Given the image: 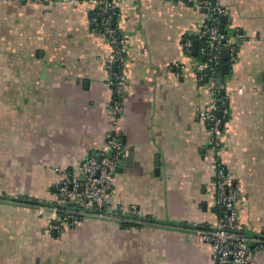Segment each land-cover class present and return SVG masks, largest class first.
<instances>
[{
  "label": "crops",
  "instance_id": "1",
  "mask_svg": "<svg viewBox=\"0 0 264 264\" xmlns=\"http://www.w3.org/2000/svg\"><path fill=\"white\" fill-rule=\"evenodd\" d=\"M220 1L238 47L224 71L220 155L243 192L253 242L264 236V0ZM194 4L117 0L129 80L119 131L128 152L114 201L136 204L147 223L87 216L55 233L40 205L64 176L56 167L72 168L106 142L113 85L100 59L111 45L93 29L87 1L0 0V264H212L210 245L185 222L218 216L217 153L198 116L209 87L184 48L205 18ZM191 55L200 58L194 44Z\"/></svg>",
  "mask_w": 264,
  "mask_h": 264
},
{
  "label": "built area",
  "instance_id": "2",
  "mask_svg": "<svg viewBox=\"0 0 264 264\" xmlns=\"http://www.w3.org/2000/svg\"><path fill=\"white\" fill-rule=\"evenodd\" d=\"M70 1H87L92 5L95 10L90 17L93 29L111 45L110 53L100 59L110 73V83L113 85L111 121L103 147L91 151L72 168L56 167L57 171L64 172V176L55 185L54 198L40 205V208L49 210V226L56 231L73 227L87 216H114L121 223L140 227L148 219L138 206L114 201L118 167L128 152L119 131L129 80L124 69L127 39L118 25L117 0ZM194 5L205 14L197 37L200 58L191 55L194 44L192 37H186L184 48L196 60L200 78L207 81L209 87L210 102L198 111V116L207 123L209 145L217 153L213 183L218 216L212 224H201L190 219L185 222L191 234L210 245L212 264H256V258L264 255V236H255L253 242L250 241L240 214L243 192L235 174L220 155L229 115L228 106H225L229 93L225 89L222 71L225 60L221 51L224 47L231 49L227 63L233 65L237 59V47L222 23L227 9L220 0H195Z\"/></svg>",
  "mask_w": 264,
  "mask_h": 264
},
{
  "label": "water",
  "instance_id": "3",
  "mask_svg": "<svg viewBox=\"0 0 264 264\" xmlns=\"http://www.w3.org/2000/svg\"><path fill=\"white\" fill-rule=\"evenodd\" d=\"M227 19H228V15L227 14L223 15L222 20H223L224 23L227 22ZM198 45H199V41L196 40L194 42V52L195 53H197ZM221 54H222V57H223L224 60H228L230 58V56H231V49L229 47H224L222 49V51H221ZM228 68H229L228 63H224L223 69H224L225 72H227ZM225 106H228V103H226ZM130 155H131V153H130ZM157 165L158 166L160 165L159 157H157ZM159 170H160L159 168L156 169V171H159ZM55 233H57L56 230H55Z\"/></svg>",
  "mask_w": 264,
  "mask_h": 264
},
{
  "label": "trees",
  "instance_id": "4",
  "mask_svg": "<svg viewBox=\"0 0 264 264\" xmlns=\"http://www.w3.org/2000/svg\"><path fill=\"white\" fill-rule=\"evenodd\" d=\"M94 13H95V10H93L92 15H93ZM222 71H223V74H225L224 69H222ZM26 200H27V199H26ZM122 224H123V225H128V224H125V223H123V222H122Z\"/></svg>",
  "mask_w": 264,
  "mask_h": 264
}]
</instances>
